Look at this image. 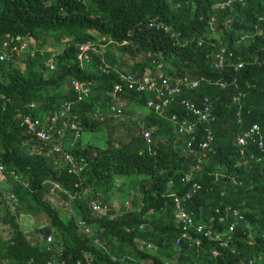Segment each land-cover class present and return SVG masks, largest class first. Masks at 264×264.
Masks as SVG:
<instances>
[{"label":"trees","instance_id":"trees-1","mask_svg":"<svg viewBox=\"0 0 264 264\" xmlns=\"http://www.w3.org/2000/svg\"><path fill=\"white\" fill-rule=\"evenodd\" d=\"M227 1L0 0V165L23 181L0 173V264H192L207 233L221 236L235 216L245 230L235 252L209 264H238L234 257L244 252L252 261L251 248L264 259V163L233 170L246 186L231 198L230 183L215 185L212 176L221 164L234 167L239 131L252 121L264 127L255 114L264 105V0ZM16 36L35 54L14 49ZM55 43L57 51L47 49ZM221 47L243 67L215 69L211 55ZM140 53L122 67L124 56ZM152 60L175 68L173 78L218 82L185 94L200 110L207 106L193 114V127L171 121L169 104L160 115L149 109L150 92L137 84L120 92L132 114L106 104L121 71L112 66L140 75L152 72ZM67 102L80 127L76 141L68 131L39 139L18 123V113L50 118ZM254 136L261 151L257 129ZM123 178L128 196L117 205ZM180 197H190L195 215L175 222Z\"/></svg>","mask_w":264,"mask_h":264},{"label":"built area","instance_id":"built-area-1","mask_svg":"<svg viewBox=\"0 0 264 264\" xmlns=\"http://www.w3.org/2000/svg\"><path fill=\"white\" fill-rule=\"evenodd\" d=\"M150 25H152L150 23ZM16 41H21L20 36L13 38ZM12 41V40H10ZM8 41H3V46H7ZM200 44V43H199ZM18 52L28 51L30 55H34L36 50H30L27 47L26 42L21 41L20 46L16 45L13 47ZM89 47L85 45L84 50H87ZM39 53H43L42 50ZM87 58V55H84ZM3 58V55L1 56ZM78 58L81 59L82 55H78ZM234 58L233 52L226 50L224 47L219 48L214 55V65L216 68H222L224 65L231 64L230 62ZM47 64V63H46ZM243 63L238 61L236 62V67H242ZM50 67H52L50 65ZM109 68L108 65H105V69ZM161 64L157 63L156 69L157 72H150L148 74L136 76L129 71H118L119 80L115 82L112 87V95H118L123 90V88L128 87L132 88L133 84H137L133 89L135 90H148L150 92L149 97L146 99V105L148 108L152 109L154 112L160 114L164 108L167 106L169 99L172 96L178 95L183 89H192L197 87V81L188 80L187 78H177L172 81L162 70H160ZM104 69V70H105ZM80 99V96L78 97ZM121 102L112 103L110 109L118 113L121 112L120 106ZM180 104L189 112L198 113L203 115L207 110V106L200 110L195 108L194 105L186 100H180ZM76 115L71 112V102L63 103L60 110L55 112L50 118H32L29 114H17V120L20 126H22L27 134L39 138V139H48L52 135H61L64 131H68L73 134V139L76 140L80 136V127L75 121ZM171 121L175 123H180L183 127L191 128L194 123L189 122L185 119H178L176 115H171ZM256 128V126H254ZM2 166H0L1 172ZM177 213L176 218L181 220L188 215L184 212L182 203L176 199ZM208 234V233H207Z\"/></svg>","mask_w":264,"mask_h":264},{"label":"clouds","instance_id":"clouds-1","mask_svg":"<svg viewBox=\"0 0 264 264\" xmlns=\"http://www.w3.org/2000/svg\"><path fill=\"white\" fill-rule=\"evenodd\" d=\"M224 5L228 6L229 5V0L227 2H225ZM149 26H151V25L149 24ZM155 29H163V30H165L166 28L165 27L163 28L160 24L157 23L156 26H155ZM228 51H231V50H228ZM231 52H233V51H231ZM213 55H214V53L211 55V61H212L213 65H214ZM238 61L242 62L241 60H238L236 58H233L232 61L230 62L232 65H234L235 69L242 68L243 65H244V63L242 62L243 63L242 67H236L235 64ZM157 63H158L157 61L152 60V64L154 66V68L152 69V72L156 70ZM112 67L114 69H117V70H122V69L117 68L116 66H112ZM214 67H215V65H214ZM215 69H217V68L215 67ZM160 70H162L172 81H174L177 78H184V77L187 78L188 80H191V81H193V80L195 81L196 80L197 81L196 82L197 83V87L192 88V89L200 88V86H203V85H208V86L216 85L218 83L217 81L212 80V79H205V77L202 76V75L197 76L198 78L197 79H193V80L191 78H189V76H187V75L173 78L169 74L168 71L167 72L165 71V69H161L160 68ZM131 73L136 75V76L148 74V73H143V74L138 75V74H135L133 72H131ZM113 84H112L111 89H110L111 99H110V101H107L106 104L110 106L112 103H117L118 104L119 102H121L122 103L121 106H120L121 112L119 114H123V111L125 110V107H126V103H124L122 101V98L120 97V94H118V95L115 94L114 96L112 95L113 94L112 93ZM192 89H183L178 95L172 96V98L169 99L168 104H169V111H170L171 115L174 114V115L177 116L178 119H185V120H187L189 122L194 123V120H193V114L194 113L187 111L180 104V100H186V101H188V102H190V103H192L194 105V99L193 98L185 97V94L188 93ZM242 96L246 100L245 93L242 92ZM262 102L264 103V100ZM177 107L182 109V111L184 112L183 116L179 117L177 115V113H176ZM194 107H195V105H194ZM195 108H197V107H195ZM230 108H233V96H232L231 101H230ZM247 110H248V114H250L251 111L253 113L251 105L247 104ZM156 114H158V113H156ZM255 114H258L257 116H259V115L264 116V105H262V110L257 108L256 111H255ZM189 117H192V119H190ZM260 125L261 124L257 123V121H252L247 127L243 128L241 131L238 132V136L236 137V141L233 143V145L235 147H237V152L236 153L232 152L231 155H230V157H232L233 159H234V157H236L234 162H233V164H232L234 167L230 168V166H228L226 164H221L218 167L217 172L215 174H212L213 182L215 183V185L220 183L221 181L230 183V187H228V189H229V197L230 198L234 197L236 195V191H240L242 188H244L246 186V184L242 180L238 179V176L233 172V170H235L236 167H240L243 164H245L246 162H250L252 160L254 162H256L259 166L261 165V163H264V152H263V149H262V142L260 144L261 151H259L257 146H256V141H255V136H254V130L255 129H257L259 134H260V130H259ZM254 126H256V128H254ZM65 133H66V131H64L61 135H56L55 134V135H52V136L63 138V135ZM70 135H71V137L73 139V134L70 133ZM244 137H248L249 140L253 144L246 145ZM260 137H261V134H260ZM76 140L73 139V141H76ZM261 140H262V137H261ZM245 150H249L250 153H249L248 156L245 155ZM0 166H2V165H0ZM0 173L4 177L7 176V174H8V173H2V171ZM248 188H250V186H248ZM242 199L243 198H241V200ZM177 200L180 203H182V207L184 209V212L188 216L195 215L194 211L190 210L189 207H188V203H189L190 197H182V198L180 197V198H177ZM242 203H243V206H246V199L244 201H242ZM176 213H177V207H176V200H175L173 202V216L172 217H173V220L175 222H178L179 220L176 218ZM234 216H235V214H234ZM241 224H242V218L240 216H237V218H236V216H235V221H234L233 225L231 224V226L221 236L218 235V240L217 241H219L220 251H218L217 246H216V251H215L214 255L209 256L210 259L213 256L218 255V253H220V256L225 257L227 254H231L232 255V252L233 253L235 252V249H236L237 244H238V239H241V235L244 234V232H245V230L236 228V225L240 226ZM86 231H88V230H86ZM210 232L211 231L208 232L207 237L209 236ZM245 240H246V242H248V244H250V241H248L247 239H245ZM204 253H207V247H206L205 251H204V249L199 250L198 257L201 256ZM234 259H235V261L238 262V264H255V262H256V260H254V259L252 261L251 260H246L245 252L244 253H240L239 255L234 257ZM123 264H126V263H123Z\"/></svg>","mask_w":264,"mask_h":264},{"label":"rangeland","instance_id":"rangeland-1","mask_svg":"<svg viewBox=\"0 0 264 264\" xmlns=\"http://www.w3.org/2000/svg\"><path fill=\"white\" fill-rule=\"evenodd\" d=\"M59 46H58V44L57 43H55V45L54 46H51V45H49L48 46V50H52V51H57L59 48H58ZM143 57H142V54L140 53V54H137V55H135V56H124L123 57V63H122V67L124 68V69H127L128 68V66H132L133 64H135V62H137V61H139V60H141ZM144 64V69L146 68V67H148V62L147 61H144L143 62ZM130 66V67H131ZM150 67H149V69H153L154 68V66H153V64L151 63L150 65H149ZM130 67H129V69H130ZM165 69V71L167 72L169 69H171L172 71H175V68H173V67H171V65L170 64H168L167 66H166V68H164ZM137 71H139V70H137ZM101 91H105L104 89H101ZM130 113V114H132V109L128 106V105H126V107H125V113ZM120 118H122V119H124L125 120V118L123 117V116H121ZM121 129H122V125L120 124V129H118L119 130V132L121 131ZM259 130H260V134H261V137H262V149H263V152H264V127H262V125H260V127H259ZM113 132H114V129H113ZM100 133V136H99V138H98V144L99 145H103L104 144V137H103V135H105V132H104V130H102V131H100L99 132ZM84 137L85 138H90L91 136L89 135V134H85L84 135ZM7 176H8V178L12 181V182H18V183H20V184H22L23 183V181L21 180V179H19L18 177H16L14 174H12V173H8L7 174ZM135 177H133L132 179H134ZM123 188L121 189V191L120 192H122V197L120 198V202H117V205L119 204H121L123 201H124V199H125V197L126 196H128L127 194H125L124 193V189L125 188H127L129 185V181H128V179H124L123 178ZM134 190H129V194L132 196V193H130V192H133ZM2 205H3V202L2 201H0V216L3 214V210H2ZM133 204H130V206L129 207H131ZM2 230V232H5L4 231V228L1 226V224H0V231ZM3 236L5 237L6 236V233H4L3 234ZM217 240H218V234L216 233V232H214V233H212V231L209 233V236H208V242H207V253H204V254H202L201 256H199V257H197L194 261H193V264H209V260H208V258H209V256H212V255H214V253H215V251H216V244H217ZM250 245H252V246H255L254 245V241L252 240V239H250ZM258 250V249H257ZM251 253H252V256L254 257V260H256V262H255V264H264V259H263V257H262V255L261 254H259V253H256L255 252V250H253L252 248H251ZM189 262H191V260L189 261Z\"/></svg>","mask_w":264,"mask_h":264}]
</instances>
